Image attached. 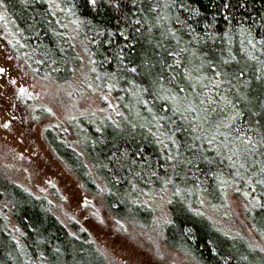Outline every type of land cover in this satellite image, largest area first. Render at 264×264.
<instances>
[{
	"label": "trees",
	"instance_id": "16d2710c",
	"mask_svg": "<svg viewBox=\"0 0 264 264\" xmlns=\"http://www.w3.org/2000/svg\"><path fill=\"white\" fill-rule=\"evenodd\" d=\"M204 3L209 4V0ZM248 9L252 15H264V0H249ZM212 11L210 8L209 16ZM241 14L248 15L243 9L237 17ZM102 23L107 25V32L96 36L95 30ZM0 29L11 53L32 76L66 84L75 70L85 65L86 82L96 85L99 93L112 95L116 111L111 120L92 122L84 116L71 120L77 141L74 144L52 129L46 130L45 139L84 189L93 193L95 179L101 183L102 201L116 219L158 231L166 246L195 264H264V209L253 207L252 199L262 190L257 187V192L252 193L243 180L227 175L224 178L231 184L221 185L200 173L199 180L173 177V183L166 185L165 168L169 175L171 169L153 135H158L155 123L127 82L140 84L143 80L146 87L147 79L129 74L109 90L112 81L106 80L104 73L117 71L113 55L119 48L132 44L134 47L125 48V52L136 64L151 65L161 59L164 50L156 47L159 30L154 28L149 33L141 28L139 33H133L131 28L126 30L123 22L105 20L103 10L89 13L84 0H3ZM122 31L129 37L127 41L119 35ZM239 39H234V50L240 47ZM241 55L238 53L237 58ZM106 57L111 63L102 64ZM89 58L96 61V73L91 71ZM156 71L153 69V73ZM97 74L101 79H96ZM143 99H148L151 106V97L145 94ZM245 192L251 195L245 197ZM229 194L243 203L244 218L260 246L244 234L223 227L222 223L230 220ZM164 197L167 219L159 223L151 202ZM11 220L15 224L12 228ZM0 264L108 263L86 233L73 235L59 222L45 198L34 196L0 174Z\"/></svg>",
	"mask_w": 264,
	"mask_h": 264
},
{
	"label": "snow or ice",
	"instance_id": "6c2138e0",
	"mask_svg": "<svg viewBox=\"0 0 264 264\" xmlns=\"http://www.w3.org/2000/svg\"><path fill=\"white\" fill-rule=\"evenodd\" d=\"M248 5L249 0H209V4L204 0H84L89 13L103 10L105 20L123 22L133 33L141 28L160 31L156 47L164 52L159 61L136 64L125 52L134 47L129 43L113 55L117 71L105 72L104 78L112 81L109 90L129 74L147 79L146 87L143 80L127 82L155 123L158 135H153L171 169L169 175L165 168V184L173 183V177L199 180L200 173L229 185L227 175L243 180L252 193L259 187L262 191L253 196V207L264 209V15H252ZM210 8L214 11L209 16ZM240 9L248 15L238 18ZM106 32L102 23L95 35ZM119 35L129 39L123 31ZM237 36L240 47L234 50ZM238 53H243L239 59ZM89 63L96 73V61L89 58ZM103 63L111 61L106 57ZM96 79H101L100 74ZM145 94L151 97V106L143 99ZM2 126L9 128L10 123Z\"/></svg>",
	"mask_w": 264,
	"mask_h": 264
},
{
	"label": "rangeland",
	"instance_id": "374dc122",
	"mask_svg": "<svg viewBox=\"0 0 264 264\" xmlns=\"http://www.w3.org/2000/svg\"><path fill=\"white\" fill-rule=\"evenodd\" d=\"M0 68L4 69L0 72V174L45 198L59 222L73 235L86 233L108 264H195L166 246L158 231L116 219L102 201L101 183L95 179L93 193L84 189L49 147L47 129L63 133L74 144L71 120L81 116L92 122L111 120L115 114L112 95L99 93L96 85L86 82L85 65L66 84L38 79L14 57L0 29ZM4 123L10 127L4 128ZM165 202V197L151 202L159 223L167 219ZM227 203L230 220L222 223L226 231L244 234L260 246L244 218L243 203L232 194ZM6 215L9 219L8 211ZM14 225L11 220L10 227Z\"/></svg>",
	"mask_w": 264,
	"mask_h": 264
}]
</instances>
